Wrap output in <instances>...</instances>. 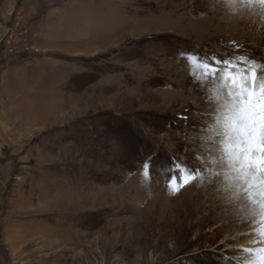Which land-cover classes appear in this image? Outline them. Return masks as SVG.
<instances>
[{
  "label": "rangeland",
  "instance_id": "374dc122",
  "mask_svg": "<svg viewBox=\"0 0 264 264\" xmlns=\"http://www.w3.org/2000/svg\"><path fill=\"white\" fill-rule=\"evenodd\" d=\"M241 58L264 65L258 0H0V264L254 260V210L215 227L247 210L224 135Z\"/></svg>",
  "mask_w": 264,
  "mask_h": 264
},
{
  "label": "snow or ice",
  "instance_id": "6c2138e0",
  "mask_svg": "<svg viewBox=\"0 0 264 264\" xmlns=\"http://www.w3.org/2000/svg\"><path fill=\"white\" fill-rule=\"evenodd\" d=\"M258 2L264 5V0ZM241 62L249 66L240 72L239 78L236 75L227 77L233 89V102L229 107L230 114L224 121V135L227 137L225 152L238 180L246 186L243 195L253 206H258L259 212L264 215V65H257L247 58H241ZM212 63L231 65L230 60H214ZM203 67L210 69L212 75L219 72L218 68L209 64H204ZM148 167L146 163L145 177L148 176ZM193 178V173L182 176L180 186ZM176 184L177 177L173 176L169 180L170 193L179 191ZM257 235L264 240V229L257 232ZM255 251L259 253L257 259L246 261L245 264H264V248Z\"/></svg>",
  "mask_w": 264,
  "mask_h": 264
},
{
  "label": "bare ground",
  "instance_id": "6f19581e",
  "mask_svg": "<svg viewBox=\"0 0 264 264\" xmlns=\"http://www.w3.org/2000/svg\"><path fill=\"white\" fill-rule=\"evenodd\" d=\"M228 71H229V73H231V74H229V75H232V73H233V71L234 70H231V69H228ZM230 85H227V87H229ZM258 120H259V115H258ZM221 145H216V152L218 153V152H220L221 151V147H220ZM257 154H259V153H257ZM214 182H216V180L214 181ZM210 187V186H209ZM246 186L245 185H243L242 183L241 184H238V185H236V187L234 188V189H231V193H233V192H239V194H237V197H238V202H241L245 207H246V211H235V210H233V212L232 213H230L231 215H227V218H225V220L224 221H222V224H216L215 225V227L216 228H218V227H220L218 230L220 231V232H223V231H225V229H226V227H227V225H228V223L227 222H231V221H235V218H238V222H239V224H243L244 222H246L248 219H253V217H254V214L256 213L257 215H258V217H259V219H258V222H259V224L261 225H263L264 224V215H262L260 212H259V207L258 206H255L254 207V209L252 208V204L247 200V198L243 195V189L245 188ZM210 189V188H209ZM222 196H224L222 193H220V194H216L215 195V199H217L218 201H219V203L220 204H223V200H222ZM257 199H259V197H257ZM90 207V206H89ZM253 210H254V212H253ZM247 211H249V214H247ZM221 215H223V211L220 213ZM209 215V214H208ZM208 215L207 216H204L203 217V220H205V219H208L209 220V217H208ZM216 219V218H215ZM260 225H257L258 226V228H259V226ZM256 226V227H257ZM256 227H254V228H251V230H252V232H254L255 230L254 229H256ZM264 227V226H263ZM258 230V229H257ZM242 232H244L243 230H240V229H234L233 230V232H232V238H238L239 237V235H240V233H242ZM231 238V239H232ZM230 239V237H229V235H225L224 237H223V239L219 242V244L220 243H227L222 249H221V251H230V250H234V249H236V248H238V247H240L241 246V242L239 243H233L232 242V240ZM251 240L252 241H254V243L253 244H250V245H248V248L249 249H252L253 251H254V258L253 259H255V258H257L258 257V255H259V253H257L255 250L256 249H260V248H264V240H261V238H260V236L259 235H256V234H254V235H252V237H251ZM238 252V251H237ZM239 256V255H238ZM237 256V257H238ZM241 256V255H240Z\"/></svg>",
  "mask_w": 264,
  "mask_h": 264
},
{
  "label": "built area",
  "instance_id": "2783aa9c",
  "mask_svg": "<svg viewBox=\"0 0 264 264\" xmlns=\"http://www.w3.org/2000/svg\"><path fill=\"white\" fill-rule=\"evenodd\" d=\"M11 29V28H10ZM8 32H6V34H7ZM11 39H12V35H10V37H8V35H6L4 38H3V40L6 42V44H8V46H9V48H7V50L8 51H12L13 50V48H12V43H11Z\"/></svg>",
  "mask_w": 264,
  "mask_h": 264
}]
</instances>
